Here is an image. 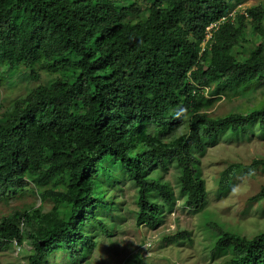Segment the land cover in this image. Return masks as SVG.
Returning a JSON list of instances; mask_svg holds the SVG:
<instances>
[{
  "label": "trees",
  "instance_id": "trees-1",
  "mask_svg": "<svg viewBox=\"0 0 264 264\" xmlns=\"http://www.w3.org/2000/svg\"><path fill=\"white\" fill-rule=\"evenodd\" d=\"M245 1L0 0V84L45 75L0 113V202L27 187L51 204L2 217L0 250L28 242L26 264L79 263L125 220L115 196L125 181L137 227L162 226L178 202L204 209L201 156L256 123L264 134V106L208 114L221 97L264 82V7L237 13ZM257 169L264 159L230 165L218 190ZM251 200L264 202V188ZM204 228L219 264H264V231L248 238L210 220Z\"/></svg>",
  "mask_w": 264,
  "mask_h": 264
},
{
  "label": "rangeland",
  "instance_id": "rangeland-1",
  "mask_svg": "<svg viewBox=\"0 0 264 264\" xmlns=\"http://www.w3.org/2000/svg\"><path fill=\"white\" fill-rule=\"evenodd\" d=\"M258 5L264 7V0H246L236 11L243 14L245 9ZM246 46L251 47L252 42L246 43ZM246 53L240 56L245 57ZM44 80L45 75L40 73V79L37 81L14 78L10 85L1 83L0 113L9 108L14 98ZM262 106L264 82L256 89L251 85L241 95L229 94L221 97L214 102L208 114L221 117L230 113H245ZM184 132L186 128L180 126L174 135L178 136ZM167 138L170 140V136ZM258 159H264V134H261L258 123L243 137L220 139L200 158L199 167L208 191L204 209L193 213L178 202L176 210L156 229L135 225L130 214L136 209L135 191L129 182H122L120 187L115 189V196L122 205L120 215L124 216L125 220L118 223L111 237L100 236L97 247L89 257L77 264H219L222 259L213 260L210 257L212 241L204 228L205 222L210 220L248 238L264 231V202L251 200L264 188V169H257L253 176H237L226 194L218 190L219 174L232 164L249 166L253 160ZM165 177L171 180V172ZM40 205L44 212L51 208L50 203H42L37 196L27 191L26 187L25 193L16 194L0 202V219L15 211ZM177 232H185L186 235L177 241L166 239ZM22 245L20 250L13 245L0 250V264H26L31 246L28 242Z\"/></svg>",
  "mask_w": 264,
  "mask_h": 264
},
{
  "label": "built area",
  "instance_id": "built-area-1",
  "mask_svg": "<svg viewBox=\"0 0 264 264\" xmlns=\"http://www.w3.org/2000/svg\"><path fill=\"white\" fill-rule=\"evenodd\" d=\"M216 27H217V25L214 24V25H211L209 28H207V32H208L207 39L210 37L211 30L214 29V28H216ZM13 245L14 246H17V248H19V250L21 249V246L17 243V241H13Z\"/></svg>",
  "mask_w": 264,
  "mask_h": 264
},
{
  "label": "clouds",
  "instance_id": "clouds-1",
  "mask_svg": "<svg viewBox=\"0 0 264 264\" xmlns=\"http://www.w3.org/2000/svg\"><path fill=\"white\" fill-rule=\"evenodd\" d=\"M215 24L217 25V23H215ZM212 25H214V24H212ZM210 26H211V25H210ZM210 26H209V27H210ZM209 27H208V28H209ZM207 34H208V32H207V28H206L205 38H204V41H203L204 43L207 42V41L210 39V37H211V35H212V30H211V32H210V37H209L208 39H207ZM204 43H203V45H204ZM176 205H177V204H176ZM175 210H176V207H175L174 211H175ZM174 211H173V212H174ZM21 229H22V226H21ZM12 245H13V242H12ZM12 245H11V246H12ZM13 246H14V245H13ZM20 246H21V249H22V248H23V247H22L23 245H20Z\"/></svg>",
  "mask_w": 264,
  "mask_h": 264
}]
</instances>
